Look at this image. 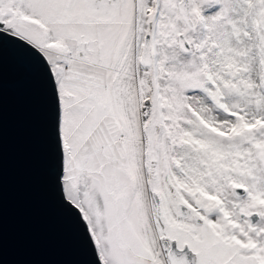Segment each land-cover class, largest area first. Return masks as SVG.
<instances>
[{"label":"snow or ice","instance_id":"1","mask_svg":"<svg viewBox=\"0 0 264 264\" xmlns=\"http://www.w3.org/2000/svg\"><path fill=\"white\" fill-rule=\"evenodd\" d=\"M6 57L84 264H264V0H0Z\"/></svg>","mask_w":264,"mask_h":264},{"label":"water","instance_id":"2","mask_svg":"<svg viewBox=\"0 0 264 264\" xmlns=\"http://www.w3.org/2000/svg\"><path fill=\"white\" fill-rule=\"evenodd\" d=\"M46 100L6 57L0 76V264H84L56 205Z\"/></svg>","mask_w":264,"mask_h":264}]
</instances>
